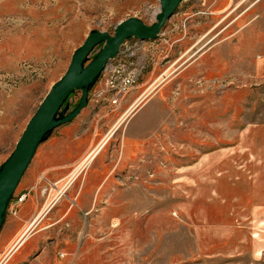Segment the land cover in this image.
<instances>
[{"label":"rangeland","instance_id":"1","mask_svg":"<svg viewBox=\"0 0 264 264\" xmlns=\"http://www.w3.org/2000/svg\"><path fill=\"white\" fill-rule=\"evenodd\" d=\"M157 10L158 0H0V165L91 30L151 24ZM136 40H125L141 63L128 92L113 103L98 78L80 114L37 147L13 197L33 175L52 204L20 250L53 238L56 254L83 264H264V0H182L157 38ZM67 203L79 205L75 223L48 227ZM16 208L0 254L20 228Z\"/></svg>","mask_w":264,"mask_h":264},{"label":"water","instance_id":"2","mask_svg":"<svg viewBox=\"0 0 264 264\" xmlns=\"http://www.w3.org/2000/svg\"><path fill=\"white\" fill-rule=\"evenodd\" d=\"M158 2L159 11L151 24H146L134 16L128 17L115 25L113 33L91 30L83 43L74 50L64 74L51 85L28 120L14 148L0 165V229L9 202L37 147L56 127L72 121L87 106L90 88L108 61L118 53L122 43L129 38H157L182 0ZM98 45H101L100 49L89 59V55ZM77 90L80 91L79 100L70 109L66 101Z\"/></svg>","mask_w":264,"mask_h":264},{"label":"crops","instance_id":"3","mask_svg":"<svg viewBox=\"0 0 264 264\" xmlns=\"http://www.w3.org/2000/svg\"><path fill=\"white\" fill-rule=\"evenodd\" d=\"M85 160H86V156L84 153L77 162V164L74 166L72 172L70 173L68 178V183H66L61 189H58L59 193L66 191V189L69 186V183L77 179V177L81 173H83V171L86 170L87 167H89V165H91L89 160L86 161ZM93 168L94 167L89 168L88 170ZM34 177L35 176L31 175L22 184V193L26 192L27 196L26 199L22 202V204H19V210H17L18 211L17 218L19 220L18 225L20 228L17 230L15 234L12 235V237H9L8 239L4 240L3 242L4 245L2 249L3 252L1 251L2 253L0 254V256L4 252H6V250L11 246V243L16 240L17 236L20 235L22 232H24L30 221L34 220V218L36 219V221L39 218H41L43 213L47 211L48 206L52 204L47 202L44 203L42 200L43 196L41 198L40 193L37 190L31 188V184ZM91 187L92 185L90 184V180H84V183L79 188L80 191L79 194L82 193V191L87 190L86 193L90 197L92 195ZM77 209H79V205L68 204V203L61 204L60 206L57 207L55 211L52 212L51 214L52 222L48 225V227L57 226L60 223H65L69 226L71 224L73 225L76 221L74 213L76 214L78 213ZM24 233L26 234V231ZM28 239L26 241H28ZM26 241H24V243ZM72 241L74 242V240ZM73 242H71L70 244H73ZM24 243L10 255V257L5 261L4 264H83L81 257L78 258L76 257V259H74L75 257L73 256L70 257L68 252L62 253L60 256L59 254H56L55 250H57L56 246L58 245L53 238L51 240L45 241V243L42 244L39 242L38 239H36V241L32 244L31 249L29 250L24 249L23 251H21L20 249L22 248ZM80 244L81 242H79L77 246H79ZM78 250L80 249L78 248Z\"/></svg>","mask_w":264,"mask_h":264},{"label":"built area","instance_id":"4","mask_svg":"<svg viewBox=\"0 0 264 264\" xmlns=\"http://www.w3.org/2000/svg\"><path fill=\"white\" fill-rule=\"evenodd\" d=\"M137 48L138 47H134L133 45L131 46L127 45V42L125 41L119 48V51L115 55V57L108 61L105 68L100 74L99 80L102 81L105 91L108 92V95H111V100L113 103H116V101L119 100V98L122 95L128 92L129 88L133 85L134 81L140 75V66L138 64L141 63L138 60H136V55H135ZM0 85L2 89L5 87V84H3L2 82H0ZM1 91L6 92V90H1ZM9 91H11V89ZM98 97H100V94H98ZM53 187L55 186L51 185L49 189L48 187H44L41 189V193L48 194V192L52 190ZM63 194L64 192L62 193L58 192L57 196ZM26 196H27L26 192L14 196L9 202L7 211L9 212L12 210V212H16L17 209L16 205L18 207V205L21 204L26 199ZM56 200L57 198L54 197L52 202L54 203ZM35 226H36V222H33L27 228L26 234L27 233L30 234L31 228H34ZM24 232L21 235L22 237L19 239L17 245L16 246L14 245L10 253L14 251L16 248L20 247L25 240L24 238L28 237V235L26 236Z\"/></svg>","mask_w":264,"mask_h":264},{"label":"bare ground","instance_id":"5","mask_svg":"<svg viewBox=\"0 0 264 264\" xmlns=\"http://www.w3.org/2000/svg\"><path fill=\"white\" fill-rule=\"evenodd\" d=\"M158 11H159V10H157V11L154 13V15H156ZM126 114H127V113H126ZM125 116H126V115H124V117H125ZM121 120H122V119H121ZM121 120H120V121H121ZM120 121H119V123H120ZM109 136H111V133L108 134V137H107V138H109ZM107 138L103 141L102 144H104V142L107 140ZM101 146H102V145H100V146L97 148V150L93 152L92 156H91L88 160H90V159L95 155V153L101 148ZM37 221H38V220H37ZM37 221H36V222H37ZM34 222H35V221H34Z\"/></svg>","mask_w":264,"mask_h":264}]
</instances>
